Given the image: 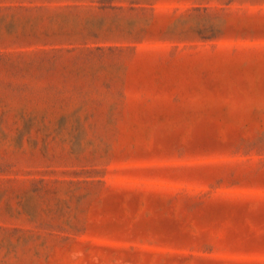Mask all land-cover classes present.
Here are the masks:
<instances>
[{"label":"rangeland","instance_id":"374dc122","mask_svg":"<svg viewBox=\"0 0 264 264\" xmlns=\"http://www.w3.org/2000/svg\"><path fill=\"white\" fill-rule=\"evenodd\" d=\"M0 264H264V0H0Z\"/></svg>","mask_w":264,"mask_h":264}]
</instances>
